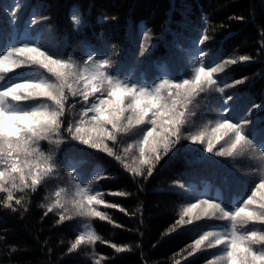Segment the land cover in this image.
<instances>
[{"label": "trees", "instance_id": "1", "mask_svg": "<svg viewBox=\"0 0 264 264\" xmlns=\"http://www.w3.org/2000/svg\"><path fill=\"white\" fill-rule=\"evenodd\" d=\"M41 17L47 19L28 25L30 19ZM203 35L210 39L199 45ZM33 39L59 58L71 56L77 65L89 52L107 54L122 79L145 84L164 74L190 78L201 48L206 62L237 59L217 76L228 83L247 77L245 83L225 90L234 97L229 104L237 116L258 105L254 116L257 124L264 122V0H0V48ZM141 44L148 48L143 55ZM240 56L249 60L241 61ZM23 74L50 76L36 66L24 69ZM221 99L215 90L197 99L182 138L149 176L147 166L138 163L137 142L151 125L133 127L116 141H105L115 154L109 156L67 135L69 124L79 120L86 107L80 97L69 96L70 107L61 124L62 142L53 156L59 172L56 180L40 183L35 190L15 191L12 208L4 206L7 194L0 192V264H209L222 246L208 248L205 242L193 251L194 241L205 230L223 231L228 222L204 216L206 206H199L191 214H200V220L189 214L184 219L191 218V224L171 229L196 198L238 204L253 182L261 179L255 177L257 168L251 167L247 171L253 175L244 179L228 174L225 181L220 180L213 161L217 156L183 138L206 125L211 131ZM129 144L133 149L125 154ZM52 145L40 141V151L48 154ZM254 152L264 164L260 152ZM116 155L127 160L129 167ZM131 168H138V174ZM97 175L102 178L95 179ZM82 179H89L90 187ZM77 185L81 191L89 188V194H98L103 203L91 207L104 219L72 213L71 219L61 222V210L48 211L59 189H64L61 201L79 199ZM15 199H21V204L16 205ZM250 227L264 229L260 224ZM88 232L99 239L69 252L76 237ZM112 245L123 251L117 252Z\"/></svg>", "mask_w": 264, "mask_h": 264}, {"label": "snow or ice", "instance_id": "2", "mask_svg": "<svg viewBox=\"0 0 264 264\" xmlns=\"http://www.w3.org/2000/svg\"><path fill=\"white\" fill-rule=\"evenodd\" d=\"M14 8L18 10L20 5L16 4ZM46 19L41 17L38 21L33 18L28 21V25L33 27ZM75 22L79 23L78 20ZM209 39L208 35H203L197 43L203 45ZM147 51L148 48L141 44L140 55ZM239 60L247 61L249 57L240 56ZM196 61L190 78L177 79L164 74L151 84H145L122 79L114 70L115 61L107 54L89 52L77 65L71 56L59 58L44 49L38 39L0 48V192L7 194L4 206L12 208L15 191L23 192L27 188L35 190L45 177L55 173L57 165L53 156H45L39 145L40 141L47 140L58 147L62 142L61 124L70 107L69 96L80 97L86 107L81 109L80 119L69 124L67 135L89 148L105 151L109 156L115 154L105 141H116L122 131L133 127L151 125L137 142L138 163L147 166L149 176L162 156L171 153L175 143L182 138L185 126L189 124L188 105L200 93L210 90L222 95L221 110L211 127V137L206 125L183 138L189 139L194 145H204L206 152L218 157L259 151L264 158V151L260 150L264 148V122L257 124L254 116L259 106L252 105L243 115L237 116L229 104L234 97L225 92L226 89L245 83L247 77L228 83L217 76L225 73L230 65H235L237 59L206 62L205 50L201 48L196 54ZM33 66L46 70L50 76H25L23 70ZM90 97L93 99L90 100ZM222 141L227 146L216 150V145ZM132 149L133 145L129 144L124 153ZM115 158L122 159L119 155ZM131 171L138 174L139 170L131 168ZM68 175L72 176L73 172ZM101 178L99 175L95 177L97 180ZM82 184L90 187L89 179H82ZM63 191L59 189L55 192L56 200L48 207L49 212L61 209V222L71 219L72 213L105 218L91 207L93 203L100 204L103 201L97 199L98 194H89V188L81 191L77 185L76 197L79 199L73 197L72 201L61 203ZM15 204L20 205L21 199H15ZM199 206H206L203 208L204 216L226 221L228 226L223 231L205 230L194 241L193 251L201 249L207 242L208 248L222 246L219 254L213 253L209 264H264V229L250 227L264 225V178L258 183L253 182L246 198H241L238 204L229 206L211 198H196V203L187 205L184 214L171 230L179 225L191 224L192 219L185 220L184 216L193 213ZM195 219L200 220L201 215L196 214ZM96 239L99 237L91 232L87 236L80 234L69 252L81 244H92ZM116 251L123 249L116 248Z\"/></svg>", "mask_w": 264, "mask_h": 264}, {"label": "rangeland", "instance_id": "3", "mask_svg": "<svg viewBox=\"0 0 264 264\" xmlns=\"http://www.w3.org/2000/svg\"><path fill=\"white\" fill-rule=\"evenodd\" d=\"M208 93H209V91L204 92V93H200L199 96L195 97L192 100V102L188 105V113H189L188 118H190L191 112L196 109V106L198 104L197 103V99L201 98V95L204 96V95H207ZM203 104H204V102L200 103V105H203ZM186 126H188V125H186ZM128 131H122L121 133H125V132H128ZM208 132H209V137H211V131H208ZM195 145L197 146L198 144H195ZM52 146L53 147L51 149V152L48 153V154H44L45 156H48V155L55 156V154L57 153L58 149H57L56 145L53 144ZM221 146L226 147L227 145H226L225 142L222 141L220 144L216 145V150H219L221 148ZM213 159H214L213 160L214 161V167L216 168V170H218L217 171V176H219L220 180H222V181H225V179L227 178L228 174H232V178L237 175L241 179H244V176L253 175L254 172L251 173L250 171H247L248 170L247 168H251V167L252 168H254V167L257 168L256 172H258V173H255V174H257L255 176L256 178H259V176H260V178H264V164L262 163L261 159L258 157V155L254 151H249V152H247L245 154H237V155H235L233 157H227V156L218 157L217 156V157H214ZM120 161H123V160L121 159ZM123 162L127 164V160L123 161ZM55 163L57 164L56 161H55ZM58 173L59 172L57 171V168H56L55 173L52 176H50V177H45L41 181V183H44V184L52 183L58 177L57 176ZM220 174L223 175V178L220 177ZM61 203H64V202L61 201ZM59 210H61V209H59ZM194 214L196 215L198 213L195 212ZM194 214H191V217H194Z\"/></svg>", "mask_w": 264, "mask_h": 264}]
</instances>
